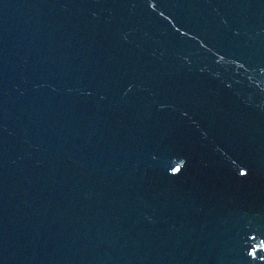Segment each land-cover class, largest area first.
I'll return each mask as SVG.
<instances>
[{
	"label": "water",
	"instance_id": "1",
	"mask_svg": "<svg viewBox=\"0 0 264 264\" xmlns=\"http://www.w3.org/2000/svg\"><path fill=\"white\" fill-rule=\"evenodd\" d=\"M0 264H264V0H0Z\"/></svg>",
	"mask_w": 264,
	"mask_h": 264
}]
</instances>
